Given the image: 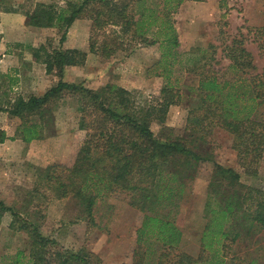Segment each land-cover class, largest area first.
I'll return each instance as SVG.
<instances>
[{
  "label": "rangeland",
  "instance_id": "374dc122",
  "mask_svg": "<svg viewBox=\"0 0 264 264\" xmlns=\"http://www.w3.org/2000/svg\"><path fill=\"white\" fill-rule=\"evenodd\" d=\"M68 1L81 2L0 0V109L11 108L19 98L41 97L60 81L81 87L55 95L28 119L0 112V129L6 135L0 143V200L44 237L54 239L58 249L90 252L98 264H131L138 247L144 264H157L163 253L168 260L185 253L199 259L197 264H264V230L245 211L255 199L243 201L247 188L257 192L254 197H264V156L256 159L245 154L225 129L214 127L207 144L192 141L199 134L190 136L185 130L201 79L217 78L221 91L217 99L228 91L238 93L239 98L249 97L248 78L260 75L264 68V34L258 32L264 28V0H185L187 6L180 10V5L169 16L177 46L163 42L158 19H149L151 31L142 40L131 38V31L119 34L116 42L118 29L108 26L92 34L87 19L74 21L63 43L54 27L28 24L27 13L35 4L62 8ZM144 5L132 9L139 11L137 15L144 11L145 20L150 15L145 8L156 13L163 9L161 0ZM103 46L114 50L113 55L105 56ZM40 48L36 61L33 55ZM65 50L79 52L77 64H53L47 73L44 56ZM125 82L133 85L130 94L143 110L164 85L178 90L181 101L169 108L165 125L152 124L150 129L161 143L187 139L198 159H191L187 166L181 165V159L161 165L144 184L151 191L142 209L129 204L128 191L102 185L88 220L79 198L59 196L56 178L66 180L65 169L73 166L91 133L79 127L80 107L86 104L93 110L89 92ZM250 106L238 101L237 118H245ZM248 117L264 136V101L254 103ZM85 119L88 123L95 118L89 114ZM26 128L41 132V138L24 142ZM214 165L232 170L238 178L217 173ZM98 189L92 187L91 193L97 194ZM13 218L10 212L0 218V264H30L31 240L26 232L15 229L16 224L10 227ZM156 221L172 223L181 232L180 242L164 246Z\"/></svg>",
  "mask_w": 264,
  "mask_h": 264
},
{
  "label": "trees",
  "instance_id": "16d2710c",
  "mask_svg": "<svg viewBox=\"0 0 264 264\" xmlns=\"http://www.w3.org/2000/svg\"><path fill=\"white\" fill-rule=\"evenodd\" d=\"M150 1L81 0L79 4L68 1L62 8L37 3L33 10L27 13V18L31 26L54 27L60 36V43L65 41L67 30L76 20L91 21L90 33L92 34L108 26L118 29L114 36V42H116L120 39L119 34L125 35L131 31V38L142 40L143 35L151 31L149 19L153 22L158 19L160 20L158 28L164 32L163 42L177 46L176 32L169 21V16L185 0H161L163 9L157 13L155 9L145 8L150 12L146 20L144 11L140 12V15H137L139 11L133 13V7L138 5L143 8L144 3ZM258 32L264 34V28L259 29ZM90 49L94 50L93 46ZM262 49L264 50L263 47ZM40 50L43 48L34 52L36 61H39ZM103 50L105 56H111L114 53V50L106 49V46H103ZM76 55L80 56L76 50L53 51L44 56L42 63L45 65L46 72L49 73L53 70V64L59 67L74 66L77 64ZM248 80L251 92L249 97L239 98L238 93L228 91L222 94L221 99H217V94L219 95L221 91L218 89L219 85L215 76L200 80L197 89L194 90L196 104H191L185 126L190 136H193V133L200 135H197L198 140L192 141L207 144L210 141L211 130L214 127L221 128L228 130L236 137L237 147H241L245 154H251L256 159L264 156V136L255 130L257 123L248 117L252 105L259 100L264 101V68L260 75L250 77ZM80 88L78 85L60 81L41 97H30L27 100L19 98L11 108L0 109V112L28 119L29 116L38 114L55 95L65 90L76 91ZM89 94L92 99L90 107L93 110L90 112L86 104L80 107L82 118L79 127L91 133L78 151L73 166L65 169L68 172L66 180L61 181V178H56L61 190L59 196L66 197L71 194L79 198L85 206L88 220H91L95 199L99 195L100 188H103L102 185L110 189L128 191L131 194L129 204L142 209V205L150 200L148 191H151L144 184L149 183V180L156 176L161 165L181 159V165L187 166V162L189 164L191 159L193 161L198 159L188 147L187 139L176 137L169 143H161L156 140L150 129L152 124L164 126L169 108L181 101L180 93L173 87L164 85L158 96L152 98L144 110L137 107L130 92L121 87L106 86L98 92H89ZM238 101L251 105L248 108L250 111L243 119L236 116ZM246 108L243 107L242 110ZM89 114H92L95 119L87 123L85 117ZM40 138L41 132L26 128L21 139L24 142H30ZM5 139V132L0 129V143H3ZM214 166L217 173L227 175L232 180L238 178L232 170L223 169L219 165ZM179 172L181 171L172 172V175L177 176ZM92 187L99 188L97 194L91 193ZM255 193H257L255 190L247 188L243 197L244 203L247 204L254 199L255 202L245 207V211L250 214L251 220L264 230V197L256 198ZM227 210H231L230 207ZM5 212H10L14 217L10 227L13 228L16 224L15 229L26 232L31 240L30 264H98L97 258L90 252L84 250L68 252L58 249L54 239L44 237L35 226L20 219L0 200V218ZM156 222L159 224V234L162 236L164 246L173 247L180 242L181 232L172 223ZM142 228H146L145 222ZM143 257L144 253L138 247L133 252L131 264H144ZM166 258V254H160L157 264H197L199 262V259H194L185 253L177 255L175 260Z\"/></svg>",
  "mask_w": 264,
  "mask_h": 264
},
{
  "label": "crops",
  "instance_id": "0c3cea01",
  "mask_svg": "<svg viewBox=\"0 0 264 264\" xmlns=\"http://www.w3.org/2000/svg\"><path fill=\"white\" fill-rule=\"evenodd\" d=\"M184 6H187V3H183V4H181V6H180V10L184 7ZM144 80V79H143ZM118 87H121V88H123V89H125V90H127V91H133V85L132 84H130V83H127V82H125V83H119L118 84Z\"/></svg>",
  "mask_w": 264,
  "mask_h": 264
}]
</instances>
